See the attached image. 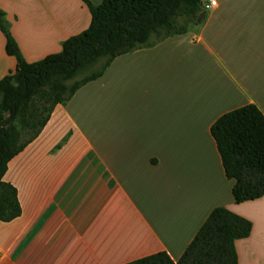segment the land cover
Segmentation results:
<instances>
[{"label": "crops", "instance_id": "0c3cea01", "mask_svg": "<svg viewBox=\"0 0 264 264\" xmlns=\"http://www.w3.org/2000/svg\"><path fill=\"white\" fill-rule=\"evenodd\" d=\"M0 9L28 62L91 23L83 0ZM208 9L183 33L112 58L9 161L21 214L0 220V264H125L161 251L176 261L218 206L253 224L235 242L238 264H264V195L235 202L211 133L244 105L264 114V0ZM16 66L0 28V79Z\"/></svg>", "mask_w": 264, "mask_h": 264}, {"label": "trees", "instance_id": "16d2710c", "mask_svg": "<svg viewBox=\"0 0 264 264\" xmlns=\"http://www.w3.org/2000/svg\"><path fill=\"white\" fill-rule=\"evenodd\" d=\"M90 9L87 29L62 43L60 52L28 62L4 23L6 52L17 59L16 69L0 79V220L21 214L17 189L3 177L9 161L42 130L58 103L68 101L83 84L101 76L112 58L170 35L186 31L181 16L195 19L204 12L203 0H103ZM156 39L152 40V36ZM108 60L80 81L75 75ZM226 176L235 181L236 203L264 195V114L250 103L221 115L211 126ZM253 224L224 206L212 210L183 255L174 261L161 251L125 264H238L235 242L252 232Z\"/></svg>", "mask_w": 264, "mask_h": 264}, {"label": "rangeland", "instance_id": "374dc122", "mask_svg": "<svg viewBox=\"0 0 264 264\" xmlns=\"http://www.w3.org/2000/svg\"><path fill=\"white\" fill-rule=\"evenodd\" d=\"M203 8H204V10H206L204 5H203ZM207 11H210V9H208ZM177 21H178L179 25L186 26V28H189L190 26H192L195 23V20L189 18L188 16H181ZM151 38H152V40H155L156 39V35H153ZM107 60H108L107 56L101 57L98 61H96L95 64L91 65L88 68H84L82 71L78 72L75 75V77H73L72 79L68 80L66 82L67 85H71L74 82L80 81L83 78H85L86 76H89L93 71H96V70L100 69L106 63Z\"/></svg>", "mask_w": 264, "mask_h": 264}, {"label": "built area", "instance_id": "2783aa9c", "mask_svg": "<svg viewBox=\"0 0 264 264\" xmlns=\"http://www.w3.org/2000/svg\"><path fill=\"white\" fill-rule=\"evenodd\" d=\"M203 5L208 9L216 5V0H208V2L203 1Z\"/></svg>", "mask_w": 264, "mask_h": 264}, {"label": "water", "instance_id": "95a60500", "mask_svg": "<svg viewBox=\"0 0 264 264\" xmlns=\"http://www.w3.org/2000/svg\"><path fill=\"white\" fill-rule=\"evenodd\" d=\"M201 18V17H200ZM200 18L198 20H200Z\"/></svg>", "mask_w": 264, "mask_h": 264}]
</instances>
